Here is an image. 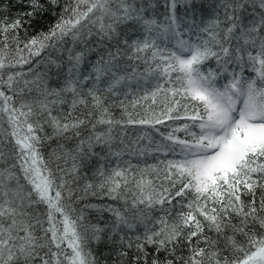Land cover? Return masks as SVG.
Masks as SVG:
<instances>
[{
	"label": "snow or ice",
	"instance_id": "6c2138e0",
	"mask_svg": "<svg viewBox=\"0 0 264 264\" xmlns=\"http://www.w3.org/2000/svg\"><path fill=\"white\" fill-rule=\"evenodd\" d=\"M0 264H264V0H0Z\"/></svg>",
	"mask_w": 264,
	"mask_h": 264
}]
</instances>
